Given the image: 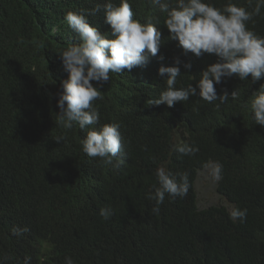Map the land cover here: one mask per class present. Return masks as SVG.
<instances>
[{"label": "trees", "instance_id": "1", "mask_svg": "<svg viewBox=\"0 0 264 264\" xmlns=\"http://www.w3.org/2000/svg\"><path fill=\"white\" fill-rule=\"evenodd\" d=\"M106 0H0V260L4 264H264V128L255 124L253 93L264 78H224L217 95L237 91L236 99L149 105L166 87L159 68L181 64L177 87L196 86L200 73L219 62L215 54H185L169 39L166 14L151 0H129L134 19H149L161 32L158 54L131 72L110 73L94 101L99 122L118 123L124 164L115 170L82 151L86 132L58 120V93L68 78L59 52L79 43L64 17ZM118 4L119 0H112ZM174 6L175 0H168ZM222 8L228 0H206ZM252 11L257 0H232ZM101 34L111 31L103 13L88 16ZM247 28L264 37V6ZM163 57V59H161ZM196 77V79H194ZM194 79V80H193ZM95 85L96 82L93 81ZM66 139L57 143L56 137ZM198 147L180 156L173 145ZM219 168L218 193L235 208L247 209L243 223L226 207L198 210L197 174L207 164ZM187 171L185 198L166 195L159 214L146 194L155 170ZM114 215L104 220L102 207ZM13 227L27 228L22 236Z\"/></svg>", "mask_w": 264, "mask_h": 264}, {"label": "clouds", "instance_id": "2", "mask_svg": "<svg viewBox=\"0 0 264 264\" xmlns=\"http://www.w3.org/2000/svg\"><path fill=\"white\" fill-rule=\"evenodd\" d=\"M151 3L166 14L164 25L169 30V39L178 41V47L185 54L190 52L196 57L205 53L215 54L219 62L208 65L200 73L195 87L190 83L179 88L176 85L177 78L181 76V64L189 71L192 64L177 57L175 66L162 65L158 74L161 77L167 74L166 87L149 105L166 104L172 107L177 102L189 101L190 96H199L208 103L219 100L224 104L229 97L233 100L237 97L236 90L231 94L225 90L223 95H217L215 85L222 83L224 78L238 76L241 81H246L250 75L253 83L264 78V37L247 28V22L260 14L264 0H257L252 11L237 6L232 0H228L222 8L206 0H175L174 6H170L168 0H151ZM248 6H252V0H248ZM101 12L111 28L108 34H101L87 18ZM64 19L79 43L59 52L68 78L63 80L62 91L58 93V120L61 127L67 130L78 124L80 130L86 132L81 141L82 151L88 157L99 158L102 163L118 170L124 164L121 154L125 148L120 124L89 128L100 119L99 110L93 102L102 99L100 89L110 80V73L121 74L125 69L131 72L135 67L146 65L150 57L158 54L161 32L151 19L145 23L134 19L129 0H119L118 4L106 0L90 10L68 11ZM251 110L255 124L264 128V84L253 93ZM65 139L63 135L56 137L57 143ZM172 147L182 157L194 156L199 151L198 147L187 143ZM219 171L218 168L216 179H219ZM154 174L157 183L146 198L154 202L151 213L159 214L166 195L173 199L187 196L190 181L187 171L173 174L162 166L157 167ZM99 214L108 220L114 215V209L111 206L102 207ZM229 216L234 222L239 219L243 223L247 209L235 208ZM26 231L27 228L21 227L12 229L16 236H22ZM8 259V256L3 257L0 264ZM24 264H30V258L26 257ZM65 264H74V261L66 257Z\"/></svg>", "mask_w": 264, "mask_h": 264}, {"label": "rangeland", "instance_id": "3", "mask_svg": "<svg viewBox=\"0 0 264 264\" xmlns=\"http://www.w3.org/2000/svg\"><path fill=\"white\" fill-rule=\"evenodd\" d=\"M216 170L217 167L209 163L197 174L195 191L198 210L219 206L226 207L229 211L232 210V206L217 191L219 179L215 178Z\"/></svg>", "mask_w": 264, "mask_h": 264}]
</instances>
